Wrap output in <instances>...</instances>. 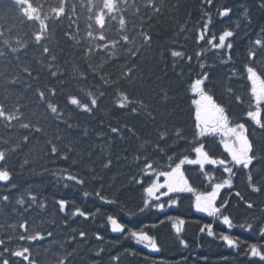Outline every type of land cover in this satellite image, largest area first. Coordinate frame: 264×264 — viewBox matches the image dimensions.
Segmentation results:
<instances>
[{
    "label": "trees",
    "instance_id": "obj_1",
    "mask_svg": "<svg viewBox=\"0 0 264 264\" xmlns=\"http://www.w3.org/2000/svg\"><path fill=\"white\" fill-rule=\"evenodd\" d=\"M211 4L0 0V176H10L0 179V264H93V250L104 243L94 233L111 241L105 243L106 253L136 250L122 264H154L126 234L100 227L109 212L133 228L165 219L148 231H155L163 249L159 255L170 261L202 264L207 257V264H264L251 256L253 248L264 253V43L255 44L264 40V0ZM221 8H230L231 15L219 18ZM228 30L234 35L221 43ZM197 102L201 110L216 108L237 137L244 136V146L251 142L256 159L250 169L223 148L226 141L239 147L234 136L204 131ZM199 150L206 164L196 161ZM176 169L186 187L157 203L151 200L141 212L142 189ZM66 176L83 179V186L61 179ZM251 185L259 191H251ZM101 186L102 195L116 194V206L82 196ZM29 193L36 194L35 203ZM200 195L213 196L217 216L194 210ZM20 198L23 205L17 203ZM54 199L101 213L95 221L70 219ZM175 199L179 206L168 207ZM159 204L167 211L153 210ZM225 215L235 225L231 230L218 222ZM181 218L185 224L178 225L179 234L190 245L186 250L172 227ZM211 223L215 238L200 233ZM248 225L251 231L245 230ZM80 230L87 242L68 243ZM222 234L236 239L238 248L221 243ZM101 264H108L106 257Z\"/></svg>",
    "mask_w": 264,
    "mask_h": 264
},
{
    "label": "snow or ice",
    "instance_id": "obj_2",
    "mask_svg": "<svg viewBox=\"0 0 264 264\" xmlns=\"http://www.w3.org/2000/svg\"><path fill=\"white\" fill-rule=\"evenodd\" d=\"M209 6H212L211 0H209ZM231 15V9L230 8H221L219 9V18L224 19L226 16ZM234 33L231 30L226 31L224 34L221 35V43L224 42V36L231 37L233 36ZM211 43V41H210ZM264 43V40H257L255 41L256 45H261ZM229 50L231 49V44L228 45ZM173 55H178V53H173ZM203 67V65H202ZM199 87H195L194 91H199ZM73 103H76L75 100H73ZM253 148L251 145L250 141H247L246 146L244 149H242L238 154H237V163L241 165L244 169H250L252 165L255 163L256 157L252 155ZM66 158V157H65ZM111 166L110 161H106L104 167L108 168ZM10 176L8 175H3L0 176V179L7 180L9 179ZM62 180L68 181V180H74L76 184L83 186L84 180L79 179V178H74L72 176H66V177H61ZM139 183L143 184L144 181L140 180ZM225 185H228L231 187V181L225 180L224 181ZM69 185L68 183H64V187L67 188ZM251 191L253 192H258L259 188L256 185H251L250 186ZM103 191V187H98L95 193H91L89 191H84L82 192V196L84 198H95L99 200L102 204L110 205V206H116L118 204L117 199L115 198V195L109 196L108 194H101ZM160 191V188L154 187V186H145L142 189V196L144 197V207L141 208L142 211L147 210V206L150 205V201L155 198V195L157 192ZM239 195V193H237ZM29 198L33 201V203L36 202L37 196L34 193H29ZM5 202L7 201V197L2 198ZM18 204L23 205L25 203V200L23 198H20L17 200ZM54 203L58 206V210L60 214L63 215H69L70 219L74 218H83L84 221H95L96 217L100 215L101 210L97 209L96 211L92 213H86L85 211L81 210L82 206H78L75 204V202L70 201L68 199H54ZM179 199L173 200L168 207L173 208V207H178L179 206ZM40 206L42 208L46 207V201L41 200ZM245 206L251 208L252 204L245 202ZM72 209V210H70ZM153 210H159L162 212H166L167 209L164 208L163 205L159 207V209H153ZM198 213L201 214H206L208 217H215L217 214L220 212V209L208 199L204 198L202 200H198V203L196 204V207L194 209ZM139 214V213H136ZM62 215V216H63ZM129 219L133 218V213H126ZM106 218V225L105 223H101L100 227H110V231L112 234L115 235H120V236H125L126 238H131L135 241L137 245H142L144 249L147 250L148 253L151 254V256H143L144 259H150L154 262V264H187V258H182L177 261H170L166 259L165 257L159 255L162 252V246L158 240V238L155 236V231L149 232L148 228L151 227L152 229L155 230V228L159 227L160 224L166 223L165 219H161L156 223L155 225H147L145 224L144 226L141 227H130L127 226L126 224L122 223L120 218L111 212L107 213L104 215L102 221ZM168 220H173L175 217L173 216H167ZM219 223L223 224L226 226L228 230H231L235 225L232 223V218L230 216H223L219 221ZM185 224V219L181 218L177 221V223H174L172 227L175 229L177 235L176 240L179 246H181L183 249H188L190 247L189 243L186 241V239L180 235V228L178 225H184ZM243 227V226H242ZM252 225H248L247 228L245 229L246 231H251ZM76 229H73V232H76ZM200 233L206 234L209 238H215V226L214 224H208V225H203L201 228ZM261 235H264V228L261 229L260 232ZM48 236L51 235V233L47 234ZM39 239H46L47 236L37 234ZM94 237L97 241H104V243L99 244L98 246L95 247V249L92 252V255L96 258L93 264H101V261L106 257L108 264H122V260L124 256L132 257L137 255V252L135 249H125L123 252L119 253H106L105 249V243H111V241H105V238L102 234H96L94 233ZM72 240H79L82 242H87V233L83 230H80L77 235L74 237L70 238L68 243H71ZM221 243H224L227 245V247L232 248L236 250L238 248L237 240L230 238L228 234H222L221 235ZM59 243V242H57ZM61 247H63V244H61ZM198 247L203 248V245L199 244ZM28 252V249H25V253ZM14 256L16 257H21L20 252H14ZM251 256L253 258H260L264 260V253H261L260 251L256 250L253 248V251L251 253ZM30 259V256L28 257ZM202 264H207V257L201 258ZM3 264H8L7 260L3 261ZM61 264H67V260H64L61 262Z\"/></svg>",
    "mask_w": 264,
    "mask_h": 264
},
{
    "label": "rangeland",
    "instance_id": "obj_3",
    "mask_svg": "<svg viewBox=\"0 0 264 264\" xmlns=\"http://www.w3.org/2000/svg\"><path fill=\"white\" fill-rule=\"evenodd\" d=\"M23 9L29 16L33 15V12L28 7L23 6ZM196 107L199 111L198 122L204 127L205 132L219 133L226 138L234 136L237 142L244 141V136L240 138L237 137L236 132H234L232 128L228 127L224 116L221 115L216 108L210 105L209 110H201L198 102L196 103ZM244 148L245 147L240 146L236 147L234 141H227L226 144V150L235 156H237V154ZM196 161L201 163L199 159H196ZM177 172L178 170H175L171 175L162 176V179L156 181L153 186L160 188V191L156 193L155 198L153 199L154 201L159 202L163 197L166 196L167 193L175 192L186 187V182L184 179L181 176L176 177ZM204 198H208L213 203V196L206 195L198 196L196 204L198 203V200H202Z\"/></svg>",
    "mask_w": 264,
    "mask_h": 264
}]
</instances>
